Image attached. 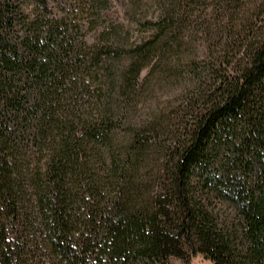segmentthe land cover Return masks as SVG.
<instances>
[{"label": "trees", "instance_id": "16d2710c", "mask_svg": "<svg viewBox=\"0 0 264 264\" xmlns=\"http://www.w3.org/2000/svg\"><path fill=\"white\" fill-rule=\"evenodd\" d=\"M151 1L0 0V264H264V0Z\"/></svg>", "mask_w": 264, "mask_h": 264}, {"label": "rangeland", "instance_id": "374dc122", "mask_svg": "<svg viewBox=\"0 0 264 264\" xmlns=\"http://www.w3.org/2000/svg\"><path fill=\"white\" fill-rule=\"evenodd\" d=\"M112 3V12H114L115 14H120L121 11V7L122 4L125 2V0H110ZM141 7H143L144 9H148L149 11H152L155 6L152 4L153 1H149V0H141ZM133 37L135 38H139L141 36H146L148 33L146 31L143 30L142 26H138V25H134L133 26ZM88 40H91V38H88ZM145 75V70L142 72V76ZM169 264H187L186 261H184L181 258H177V257H171L169 259ZM190 264H209L207 261L196 257L194 258Z\"/></svg>", "mask_w": 264, "mask_h": 264}]
</instances>
